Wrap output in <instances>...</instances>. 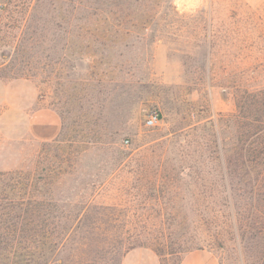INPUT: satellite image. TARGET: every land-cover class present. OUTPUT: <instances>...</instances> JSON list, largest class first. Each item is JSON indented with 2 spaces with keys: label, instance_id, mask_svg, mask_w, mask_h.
Instances as JSON below:
<instances>
[{
  "label": "rangeland",
  "instance_id": "obj_1",
  "mask_svg": "<svg viewBox=\"0 0 264 264\" xmlns=\"http://www.w3.org/2000/svg\"><path fill=\"white\" fill-rule=\"evenodd\" d=\"M82 4L93 17L31 1L36 19L6 36L19 47L0 50L19 69L0 74V245L29 249L0 264H120L137 248L264 264V160L241 142L264 121V0ZM39 110L58 118L49 140L29 131Z\"/></svg>",
  "mask_w": 264,
  "mask_h": 264
},
{
  "label": "trees",
  "instance_id": "obj_2",
  "mask_svg": "<svg viewBox=\"0 0 264 264\" xmlns=\"http://www.w3.org/2000/svg\"><path fill=\"white\" fill-rule=\"evenodd\" d=\"M31 1L33 0H0V50L1 48H12V50L15 51L16 47H19L18 45L13 47L7 45L9 42L5 41L7 38L6 36L10 35L11 31L8 32V30L15 28L14 26L16 24L22 23L23 25L36 19L33 15V11L35 9L32 7ZM64 1L71 4V6L68 9H64L62 11L59 9L60 7H58L57 10H53V12L56 13L55 16L57 18L73 19L78 17L88 19L93 17V13L89 14L91 9L85 5L82 4V7L79 8L82 0ZM16 2L21 3V5L11 7V5ZM15 61L16 60L12 58L7 59L6 55H3V53L0 51V74H5L7 71L12 73L19 72V69L16 68V63L18 61ZM258 124L259 123L253 126L251 123H243V138L241 140L242 151L246 154L248 153L249 155H252L254 158L264 160V121H261L260 125ZM258 165L264 167V162L260 161ZM243 187L245 188L246 185L243 184ZM259 187L264 189V185ZM260 188H257V186L253 184L250 192L255 193L256 191H259ZM6 235L8 237L10 236V234ZM20 249L21 248L19 247H10L8 249L7 247H1L0 245V257H6L13 260H23L27 252H29V249ZM127 252H124L123 254L125 255Z\"/></svg>",
  "mask_w": 264,
  "mask_h": 264
},
{
  "label": "crops",
  "instance_id": "obj_3",
  "mask_svg": "<svg viewBox=\"0 0 264 264\" xmlns=\"http://www.w3.org/2000/svg\"><path fill=\"white\" fill-rule=\"evenodd\" d=\"M58 118L50 110H39L29 119L28 128L36 140L53 138L58 129ZM120 264H160L157 256L147 249L137 248L128 251ZM180 264H218L212 253L194 250L183 255Z\"/></svg>",
  "mask_w": 264,
  "mask_h": 264
},
{
  "label": "built area",
  "instance_id": "obj_4",
  "mask_svg": "<svg viewBox=\"0 0 264 264\" xmlns=\"http://www.w3.org/2000/svg\"><path fill=\"white\" fill-rule=\"evenodd\" d=\"M158 122L157 115H150L146 121L147 126H153Z\"/></svg>",
  "mask_w": 264,
  "mask_h": 264
}]
</instances>
